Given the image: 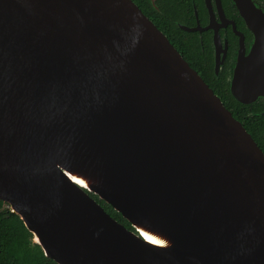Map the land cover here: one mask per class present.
Instances as JSON below:
<instances>
[{"label":"water","instance_id":"1","mask_svg":"<svg viewBox=\"0 0 264 264\" xmlns=\"http://www.w3.org/2000/svg\"><path fill=\"white\" fill-rule=\"evenodd\" d=\"M231 3L250 106L264 0ZM0 201L57 264H264V152L133 0H0Z\"/></svg>","mask_w":264,"mask_h":264},{"label":"flooded vegetation","instance_id":"2","mask_svg":"<svg viewBox=\"0 0 264 264\" xmlns=\"http://www.w3.org/2000/svg\"><path fill=\"white\" fill-rule=\"evenodd\" d=\"M146 3L154 12L151 14L154 21L162 26L168 22L169 25L174 24L180 32L189 35H184V43L189 40L195 41L194 48H191V56L195 63L200 55L210 53L215 80H227L231 75V62L241 35L246 46L251 39L231 0H155V2L146 0ZM196 39L200 45H197ZM216 61L220 63L218 72ZM242 106L244 107L239 114V121L242 124L246 123L250 130L248 132L264 152V99L250 106Z\"/></svg>","mask_w":264,"mask_h":264},{"label":"trees","instance_id":"3","mask_svg":"<svg viewBox=\"0 0 264 264\" xmlns=\"http://www.w3.org/2000/svg\"><path fill=\"white\" fill-rule=\"evenodd\" d=\"M143 13L168 36L174 47L184 56L185 60L204 78L214 92L219 95L226 108L230 110L234 117L240 120L239 114L244 106L235 101L232 97L229 86L225 79L216 81L212 70L211 54L204 53L200 55L199 60H195L191 56V48H194L195 41L189 40L183 42L184 34L180 32L174 24L169 22L164 26L152 19L151 14L154 13L147 5L146 0H133ZM197 45H200L196 39ZM244 127L249 130L246 123ZM250 131V130H249ZM97 202L109 213L114 219L131 229L130 224L122 218L121 214L116 212L111 206L100 200L97 196L91 195ZM0 264H57L53 260L48 259L42 249L33 241V235L29 232L24 222L19 216L12 213L9 206L0 201Z\"/></svg>","mask_w":264,"mask_h":264},{"label":"bare ground","instance_id":"4","mask_svg":"<svg viewBox=\"0 0 264 264\" xmlns=\"http://www.w3.org/2000/svg\"><path fill=\"white\" fill-rule=\"evenodd\" d=\"M80 184H82V185H85V183L86 182H84V181H82V180H77ZM144 235H145V237H146V239L148 240V241H150V242H152V243H154V244H156V245H159V246H163V245H165L166 243L163 241V240H159V239H157V238H155V237H153V236H151V235H149V234H147V233H145L144 232Z\"/></svg>","mask_w":264,"mask_h":264}]
</instances>
